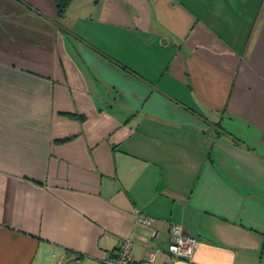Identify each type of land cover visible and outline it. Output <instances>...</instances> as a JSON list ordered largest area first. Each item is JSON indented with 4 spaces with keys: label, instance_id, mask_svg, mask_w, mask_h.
I'll return each mask as SVG.
<instances>
[{
    "label": "crops",
    "instance_id": "obj_1",
    "mask_svg": "<svg viewBox=\"0 0 264 264\" xmlns=\"http://www.w3.org/2000/svg\"><path fill=\"white\" fill-rule=\"evenodd\" d=\"M170 225L264 264V0H0V264H164Z\"/></svg>",
    "mask_w": 264,
    "mask_h": 264
},
{
    "label": "built area",
    "instance_id": "obj_2",
    "mask_svg": "<svg viewBox=\"0 0 264 264\" xmlns=\"http://www.w3.org/2000/svg\"><path fill=\"white\" fill-rule=\"evenodd\" d=\"M137 222L151 229L156 225L155 218L141 212H138ZM153 234H156L155 231ZM131 246L130 240H123L112 254L103 261V264H155V258L159 253L158 249L147 251L143 259L137 261L132 256ZM196 247L197 240L194 237L186 235L181 226L170 225L167 246L169 258L164 264H174L178 258H191Z\"/></svg>",
    "mask_w": 264,
    "mask_h": 264
},
{
    "label": "trees",
    "instance_id": "obj_3",
    "mask_svg": "<svg viewBox=\"0 0 264 264\" xmlns=\"http://www.w3.org/2000/svg\"><path fill=\"white\" fill-rule=\"evenodd\" d=\"M55 1V7H56V10H57V13L58 15H63L68 4L70 3L71 0H54ZM67 117H70V118H75L74 115H71V114H65ZM80 118V117H79Z\"/></svg>",
    "mask_w": 264,
    "mask_h": 264
}]
</instances>
